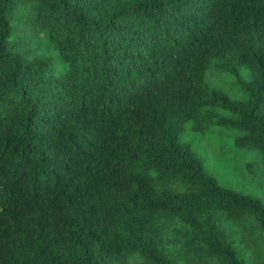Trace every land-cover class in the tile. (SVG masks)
<instances>
[{"label":"trees","instance_id":"16d2710c","mask_svg":"<svg viewBox=\"0 0 264 264\" xmlns=\"http://www.w3.org/2000/svg\"><path fill=\"white\" fill-rule=\"evenodd\" d=\"M188 124L264 168V0H0V264H264V204Z\"/></svg>","mask_w":264,"mask_h":264},{"label":"rangeland","instance_id":"374dc122","mask_svg":"<svg viewBox=\"0 0 264 264\" xmlns=\"http://www.w3.org/2000/svg\"><path fill=\"white\" fill-rule=\"evenodd\" d=\"M243 80H249L247 70L240 68ZM206 85L230 99H241L242 93L233 77L226 73L208 72L204 77ZM219 116H229L222 109H214ZM242 134L221 126L207 127L203 134L193 132L191 124L185 127L182 141L188 143L203 163L204 171L217 179L220 186L259 198L264 204L263 163L257 151L235 145ZM129 264H134L130 262Z\"/></svg>","mask_w":264,"mask_h":264}]
</instances>
